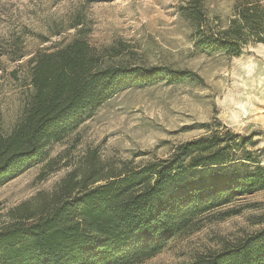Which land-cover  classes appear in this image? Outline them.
Listing matches in <instances>:
<instances>
[{"label":"trees","instance_id":"trees-1","mask_svg":"<svg viewBox=\"0 0 264 264\" xmlns=\"http://www.w3.org/2000/svg\"><path fill=\"white\" fill-rule=\"evenodd\" d=\"M201 1L188 0L180 8L196 29L197 51L239 57L248 45H264L262 0L239 2L223 29L213 28ZM124 51L121 45L93 47L79 30L70 42L38 52L22 66L27 88L20 116L9 130L0 128V187L40 162L52 143L61 142L118 93L198 77L172 67L115 62ZM249 143L248 137L215 131L180 145L166 160L121 173L106 172L93 153L87 167L70 174L51 196L40 195L12 211L11 223L0 228V264H140L151 259L169 241L197 231L204 217L264 190V167L250 152L235 156ZM190 264H264V229Z\"/></svg>","mask_w":264,"mask_h":264},{"label":"rangeland","instance_id":"rangeland-1","mask_svg":"<svg viewBox=\"0 0 264 264\" xmlns=\"http://www.w3.org/2000/svg\"><path fill=\"white\" fill-rule=\"evenodd\" d=\"M241 1L201 2L213 28L223 29ZM187 2L0 0L3 130L20 116L27 88L22 66L38 52L70 42L79 30L93 47L123 46L115 62L172 67L198 76L178 84L128 88L61 142L52 143L40 162L0 187V228L11 223L12 211L20 205L55 193L70 174L87 167L93 153L106 172L121 173L166 160L180 145L215 131L221 136L230 131L250 138L249 145L235 153L236 159L250 152L264 167V45H248L239 57L197 51L196 29L180 13ZM77 22L81 25L74 28ZM12 72H17L16 78ZM263 221L264 190L204 217L197 231L174 238L140 264H190L259 233Z\"/></svg>","mask_w":264,"mask_h":264}]
</instances>
